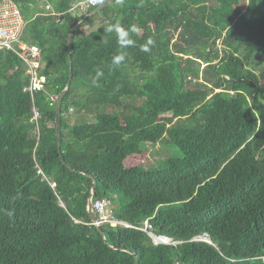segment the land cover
I'll return each mask as SVG.
<instances>
[{
  "label": "trees",
  "instance_id": "1",
  "mask_svg": "<svg viewBox=\"0 0 264 264\" xmlns=\"http://www.w3.org/2000/svg\"><path fill=\"white\" fill-rule=\"evenodd\" d=\"M12 1L45 82L25 91L28 66L0 49V264H264V0ZM116 22L140 29L134 46L104 31ZM159 144L181 156L106 167ZM93 180L136 228L92 224Z\"/></svg>",
  "mask_w": 264,
  "mask_h": 264
},
{
  "label": "built area",
  "instance_id": "2",
  "mask_svg": "<svg viewBox=\"0 0 264 264\" xmlns=\"http://www.w3.org/2000/svg\"><path fill=\"white\" fill-rule=\"evenodd\" d=\"M102 2L103 0H87L82 4L81 9L89 10L97 8ZM50 9V5H47L46 10ZM27 23L21 8L16 3H13L12 0H2L0 2V49L15 53L26 63L31 82L24 90L33 92V90L44 86L45 77L39 73L42 66L39 47L34 44H27L21 39ZM57 99L56 96H53V100ZM39 115V112L35 110L32 121H37ZM37 169V173L45 178L43 170L39 167ZM93 206L97 217V220L92 222L94 226L109 225L112 227L124 226L136 228L116 217L115 205L111 199H96ZM148 227L149 225L146 222V225L144 224L143 227L138 229L146 231Z\"/></svg>",
  "mask_w": 264,
  "mask_h": 264
},
{
  "label": "rangeland",
  "instance_id": "3",
  "mask_svg": "<svg viewBox=\"0 0 264 264\" xmlns=\"http://www.w3.org/2000/svg\"><path fill=\"white\" fill-rule=\"evenodd\" d=\"M178 155L181 156V153L178 152V150L175 147H173L172 145H170V146L169 145H160V144L159 145H147L146 150H143V151L141 150L139 153L132 155V156H129V157L124 158V159H121V157L118 155H109L110 165L106 166V167L109 169H120V168L128 167L132 164H139L145 170H151L152 168L157 169V168L164 167L166 165V163L168 162L169 158H171L173 156L176 157ZM148 172H145V176L148 179L153 180L157 177V175H156V173H154V171H152V172L148 171ZM111 196L114 199L118 200V195L116 193L112 192ZM144 224L146 225V222ZM148 228L146 231L145 230L144 231L147 232L152 237L155 244H157V245H159V244H164V245L172 244L171 239H169L167 237H163V236H155L152 233V231H148Z\"/></svg>",
  "mask_w": 264,
  "mask_h": 264
},
{
  "label": "clouds",
  "instance_id": "4",
  "mask_svg": "<svg viewBox=\"0 0 264 264\" xmlns=\"http://www.w3.org/2000/svg\"><path fill=\"white\" fill-rule=\"evenodd\" d=\"M118 4L123 5L124 0H116ZM106 33H115L117 37V42L121 50L127 49L130 46L135 45V41L131 38V33L139 34L140 29L136 25H131L129 28H125L119 22L112 23L104 29ZM155 41L152 38H149L144 45L141 46V50L144 52L150 51V46L154 45ZM126 59V54L121 51L118 54L114 55L112 58V64L114 66H119ZM103 75V71L97 69L96 78L93 80V84H96V81ZM13 211H9L8 215L12 216Z\"/></svg>",
  "mask_w": 264,
  "mask_h": 264
},
{
  "label": "water",
  "instance_id": "5",
  "mask_svg": "<svg viewBox=\"0 0 264 264\" xmlns=\"http://www.w3.org/2000/svg\"><path fill=\"white\" fill-rule=\"evenodd\" d=\"M113 1L114 0H105V1H103L100 4V6H98L93 11V13L91 15L101 12L102 9L105 6L109 5ZM78 25H79V22L76 25L73 26V28L71 29V32H70L69 40H68V54H69L70 63H71V54H72V39H73L74 32H75V30H76ZM72 78H73V73L71 72L70 76H69L68 86L65 88V90L61 93L60 97L58 98V103H57V108H56V114H57V117H58L57 121H56V124H57L56 125V130H57L58 140H60V122H59L60 105H61L62 98L64 97V95L66 94V92L70 88V83L72 81ZM96 183H97L96 180H93V186H92L91 193H90V196H89L88 202H87V211H88V213L90 215V218H91L92 222H95L97 220L96 213H95L94 206H93L94 205L95 195H96ZM99 229H100L102 235H104V232L102 231V229L100 227H99Z\"/></svg>",
  "mask_w": 264,
  "mask_h": 264
},
{
  "label": "crops",
  "instance_id": "6",
  "mask_svg": "<svg viewBox=\"0 0 264 264\" xmlns=\"http://www.w3.org/2000/svg\"><path fill=\"white\" fill-rule=\"evenodd\" d=\"M47 5H50V7L52 8V6H51L50 3H48ZM80 11H81L82 13L87 12L86 10H82V9H81ZM92 13H93V12H92ZM92 13H91V14H92ZM86 18H87V15H86L84 18H82L81 20L77 21V22L75 23V25H76L78 22H79V25H80V23H81L83 20H85ZM79 25H78V26H79ZM78 26H77V27H78ZM81 121H82V120H81ZM72 124L74 125V124H76V123H75V122H72ZM79 124H80V123H79Z\"/></svg>",
  "mask_w": 264,
  "mask_h": 264
}]
</instances>
